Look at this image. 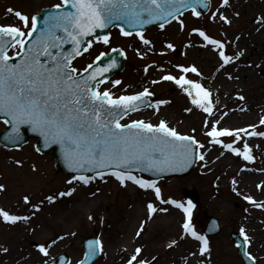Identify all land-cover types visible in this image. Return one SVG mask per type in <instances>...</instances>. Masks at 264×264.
I'll return each mask as SVG.
<instances>
[{"label":"rangeland","instance_id":"rangeland-1","mask_svg":"<svg viewBox=\"0 0 264 264\" xmlns=\"http://www.w3.org/2000/svg\"><path fill=\"white\" fill-rule=\"evenodd\" d=\"M4 1L0 0V14L5 17ZM9 1L18 4L17 0ZM61 1L23 0L19 4L32 6V11H37L42 6L59 4ZM239 2L231 0L230 7L229 3L223 4V0H210V9L200 17H193L191 12L180 17L185 23L183 29L177 20L166 24L164 29L151 27L143 32L152 42L148 45L136 35H119L117 28L110 30L108 44L102 40H92V46L72 63L74 67L83 69L101 52L121 47L126 53L124 68L111 76L112 81L120 80L121 83L114 85L109 81L105 86L100 85L101 89L106 88L117 94L134 93L148 87L153 93V106L130 114L126 122L143 119L155 124L163 119L176 129V124H179L178 131L194 135L204 145L203 148L199 147V153L205 159H197L193 169L184 177H168L156 182L162 193V200H157L154 190L141 189L131 181L121 185L111 174H104L103 179L97 177L88 184L78 180L68 183L71 177L56 171L51 152H36L35 140H28L17 149H6L0 145V184L5 185V189L0 190V207L29 217L14 224L0 220V249H7V252L0 251V264H36L50 260L60 252L67 254L68 264H76L83 254L82 239L93 235L98 236L103 248L93 264H126L136 247L142 249L139 259L150 261L155 258L152 264H242L230 233L240 234L241 226L251 239L257 233L254 228L260 224L259 219L264 221V208H257L243 197L250 195L257 202L264 203V181L257 184L261 185L257 188L245 181L236 189L231 181L242 165L264 168V137L258 136V144L250 146L255 157L250 161L221 145L209 143L211 138L205 135L207 128L203 123L208 114L193 105L191 98L174 82L160 80L165 73L180 75V69L176 67L180 64L195 65L199 74L185 75L200 81V74L211 71L209 64L198 58L206 51L213 52L212 62L220 60L223 64L215 47L193 33V27L202 28L213 38L222 40L226 54L234 55L235 37L242 22L236 15ZM225 6L232 12L231 16L228 15L230 13L224 14L231 21L230 24L219 17V10ZM212 13H217L215 18ZM169 42L174 44V48H167ZM154 80L159 82L153 84ZM214 96H210V99L215 112L217 102ZM251 99L259 101L261 96H257L255 90H248L243 100L238 98L224 109L251 104ZM157 100L168 103L160 105L157 110ZM186 108L192 111H185ZM261 116H264V109L255 112L249 121L257 125L258 131H264V126L259 124ZM4 127L0 122V132ZM247 139L248 136L243 137L244 141ZM237 145L242 146V142L238 141ZM225 153H228L226 157L223 156ZM212 157L218 159L213 161ZM16 161L21 163L17 164ZM69 188L75 189L71 195H59ZM192 189L198 196L191 216L195 230L202 233L207 221L203 217L204 212L215 217L221 225L217 234L208 237L209 251L203 255L199 252V242L183 232V211L171 203L162 202L175 199L187 206L184 193ZM26 195L30 198L27 204L23 202ZM50 195L56 196V199L49 202L46 197ZM148 202L157 208L153 215L148 214ZM34 204L39 208L32 207ZM162 208L167 211H160ZM41 213H47L49 217H41ZM137 231L141 232L139 236L136 235ZM172 240L177 243L173 245ZM39 244L48 248L47 256L39 251ZM247 249L256 257L257 264H264V250H259L253 243L247 245Z\"/></svg>","mask_w":264,"mask_h":264},{"label":"snow or ice","instance_id":"snow-or-ice-1","mask_svg":"<svg viewBox=\"0 0 264 264\" xmlns=\"http://www.w3.org/2000/svg\"><path fill=\"white\" fill-rule=\"evenodd\" d=\"M223 4H228V0H223ZM64 5H70L73 10H61L47 15L39 35L35 33L37 17L19 10L14 14L21 22L20 25H0V113L7 117L4 123L11 126V135L7 138L18 146L21 126L28 125L32 132L43 137L45 147L49 144L60 145L69 167L90 168L95 171V176H72L68 183L78 180L88 184L97 177L103 179L104 172L100 169H108L121 185L131 181L141 189L154 190L155 198L162 200L161 189L156 182L134 175L132 169L156 172L176 170L194 163L196 158L203 161L204 155L193 146L203 148L204 145L194 135L181 133L163 119L155 124L143 119L121 123L122 116H127L129 112H135L145 105L152 107L148 97L153 93L145 87L142 91L113 96L106 88L100 90V85L107 80L103 74L116 66L115 59L103 67L94 69V64H89L79 70L73 66L72 60L80 56L82 50L86 52L92 46V39L84 41V37L95 33L97 29L114 25L120 28L122 35L132 36L133 32L114 24L115 21H122L135 29V35L148 45L152 43L151 40L137 26L158 21L159 28L164 29L170 20H177L183 29L185 23L180 18L181 10L190 7L191 14L200 17L201 12L196 5L204 6V0H62L61 4L53 7L62 9ZM7 11L12 13L14 10L9 8ZM216 15L217 13H212L213 18ZM219 17L225 23H231L223 12L219 13ZM259 20L264 24V16L259 17ZM57 30H61L64 35H58ZM191 31L202 37L208 45L215 47L223 61L221 67L241 55L239 52L234 55L226 54L224 42L213 38L202 28L193 27ZM109 36L110 34H105L96 36L95 39L108 44ZM29 37L35 38L29 40ZM69 42L72 45L70 51L63 48ZM85 44L87 47H84ZM166 46L169 49L174 48V44L170 42ZM10 49L17 50L10 54ZM104 55L101 52L95 60L99 61ZM13 57L17 58L16 62H13ZM176 67L180 69V75L168 73L161 76L160 80L174 82L191 98L193 105L208 114L203 123L207 128L205 135L211 138L209 143L221 145L246 161L255 159L249 143L243 137H264V131H258L255 124L241 128L220 126L221 121L213 118L215 114L209 89L185 75L199 74V69L195 65L178 64ZM158 82L152 81L153 84ZM111 83L119 85L121 81L115 80ZM239 98L244 99L243 96ZM166 103V100H157L155 106L159 110V106ZM185 111L190 112L192 109L186 108ZM259 124L264 126V116L260 117ZM238 141L242 142V146L237 145ZM232 183L235 184L236 180ZM4 189L5 185L0 184V190ZM73 191L75 189L69 188L67 192H60L59 195H71ZM243 198L257 208H264V203L257 202L250 195ZM46 199L51 202L56 196L50 195ZM23 200L27 204L30 198L26 195ZM162 202L171 203L183 211L184 234L199 242L201 255L208 252V237L197 232L192 224V202L188 201L187 206L175 199ZM32 207L39 208V205L34 204ZM147 210L151 215L157 208L152 202H148ZM159 210L167 211L164 208ZM28 219V216L0 207V220L3 222L14 224ZM239 232L243 237V245H251L252 239L243 226ZM140 234L137 231L136 235ZM171 243L175 245L177 241L172 240ZM243 245L238 242V247ZM37 247L45 256L48 255V248L44 244ZM97 249L103 251L101 241H89L84 259L76 264H87L97 254ZM0 251L7 252V249ZM141 251L140 247H136L126 264H148L146 260L138 258ZM245 254L256 264V257L250 251Z\"/></svg>","mask_w":264,"mask_h":264},{"label":"bare ground","instance_id":"bare-ground-1","mask_svg":"<svg viewBox=\"0 0 264 264\" xmlns=\"http://www.w3.org/2000/svg\"><path fill=\"white\" fill-rule=\"evenodd\" d=\"M239 1L238 18H241L242 22L234 44L235 53L239 52L241 55L223 67L220 60L211 61L212 51H206L198 57L199 60L204 59V62L211 67L208 74L199 75V82L209 89L211 96L215 94L217 110L213 118L221 121L220 126L232 128L246 127L251 123L249 121L253 119V114L264 109V24H261L259 20V17L264 16V0ZM228 3L231 7V0H228ZM224 10L229 12L223 14L232 15L227 6L219 11L221 13ZM248 90L257 91V96H261V99L259 101L251 99V104H245L242 107L235 105L224 109L240 96L245 98ZM176 127L178 129L179 124H176ZM257 138L258 136L248 137L246 141L250 146H254L258 144ZM227 155L228 153L223 154L225 157ZM216 159L218 158L212 157L213 161ZM233 180H236L235 184L232 183ZM232 181L231 185L234 189L245 181H249L257 188V184L264 181V168L242 165ZM41 214V217H49L47 213ZM258 221L260 224L254 228L257 233L252 238V243L257 245L259 250H264V221L262 218Z\"/></svg>","mask_w":264,"mask_h":264},{"label":"water","instance_id":"water-1","mask_svg":"<svg viewBox=\"0 0 264 264\" xmlns=\"http://www.w3.org/2000/svg\"><path fill=\"white\" fill-rule=\"evenodd\" d=\"M207 2H204V6H201V5H196V8L198 11H205L207 9ZM71 11L73 9H71L70 5H65L62 9H56V8H53V9H50V10H42L41 13H42V18H39L40 20H37V31H35L36 35H39V32L41 30V28L44 27V21H45V17L47 15H49L50 13H55L57 11ZM156 22V21H154ZM154 22L150 23V24H145V25H139L137 26L139 28V30H143L144 28H146L147 26L153 24ZM159 24V22H157ZM115 25H121L125 28L126 31H131V30H135L133 29L131 26L127 25V24H124L122 21H115L114 22ZM111 26V25H109ZM108 26V27H109ZM107 27V28H108ZM107 28L105 29H97L95 33H92L90 35H94V36H97V35H103L106 33V30ZM58 33V32H57ZM62 35H64L62 33ZM88 37L89 36H86L84 37V41H87L88 40ZM34 38V37H33ZM71 46V43H67V44H64L63 45V48L66 50L68 47ZM123 54H121V51L120 50H115L113 51L109 56H105V57H102L99 61L96 62V64L94 65V69L95 67H103L105 64L109 63L112 59H115L116 60V66L114 68H111L109 69V71L106 73V74H103L104 76H108L110 75L111 73L115 72V71H118L122 68V61H123ZM93 69V70H94ZM99 79V77H98ZM24 128L26 133H22L21 132V140L18 142V146L21 145L22 143H24L27 139L28 136L32 135V136H37L39 139H40V142L37 143L36 147L37 149H39L40 152H46L49 148H54V157H55V160H56V167L57 169H61V170H64V171H72L68 165H67V162L65 160V157H64V154H63V151L60 147V145L58 144H49L47 147L44 146V140L43 138L38 135V133H35V132H32L29 128L28 125H22L21 126V129ZM11 135V126L9 125L8 128L2 133L0 134V142L2 144H4L5 146H8V147H15L17 146V144H14L13 142H11L7 137ZM194 148L197 149V145H194L193 146ZM193 163L191 164H188L187 167L184 169V170H181L179 172H176V171H171V172H167V174H181V175H184V174H187L188 171L190 170V168L192 167ZM74 168V167H72ZM186 196L193 202H196L197 201V196H196V193L193 191V192H187L186 193ZM212 229L209 230L208 232H217L218 231V225L216 224V222H214V224H212ZM231 237L237 241V243L239 242V244L243 245V242L239 239V237L235 234H232ZM88 245V243H87ZM240 255L242 257V259L244 260L245 264H253V261L250 260V258L245 254V246H240Z\"/></svg>","mask_w":264,"mask_h":264}]
</instances>
